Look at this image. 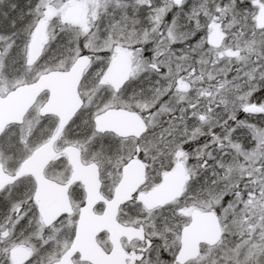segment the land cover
Masks as SVG:
<instances>
[{
	"label": "snow or ice",
	"instance_id": "obj_1",
	"mask_svg": "<svg viewBox=\"0 0 264 264\" xmlns=\"http://www.w3.org/2000/svg\"><path fill=\"white\" fill-rule=\"evenodd\" d=\"M0 264H264V0H0Z\"/></svg>",
	"mask_w": 264,
	"mask_h": 264
}]
</instances>
